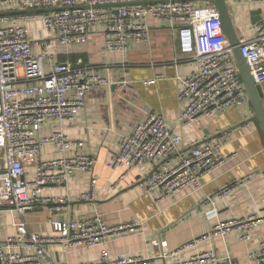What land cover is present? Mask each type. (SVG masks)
<instances>
[{"label": "built area", "instance_id": "built-area-1", "mask_svg": "<svg viewBox=\"0 0 264 264\" xmlns=\"http://www.w3.org/2000/svg\"><path fill=\"white\" fill-rule=\"evenodd\" d=\"M119 3L135 4L113 6ZM17 9H47L33 14L42 19L44 29L55 33L59 45L66 48L85 44L89 28L104 25V43L109 51H127L129 42L147 41L148 18L153 16L175 28L178 52L199 63L197 72L180 79L179 95L187 100L181 116L183 122L191 123L250 102L231 43L222 29L219 10L211 0H0V12ZM13 16L0 15V212L1 208H11L24 213L50 201L42 197L46 186L62 185L75 171L93 169L95 159L84 153L42 160L40 151L46 143H53L62 152L82 149L84 143L70 139L61 130L44 138H39L37 132L51 121H73L84 110L86 95L110 81L90 73L83 58L59 61L47 69L46 60L53 56L49 41L42 39L41 51L34 52L30 30L9 23ZM195 28H199V34ZM263 29L264 21L256 26L255 36L239 39L241 53L260 85L264 83ZM197 35H201L202 42L198 43ZM224 138L222 134L215 142L204 140L185 151L181 147L182 136L172 132L162 115L150 113L121 139L109 166L122 168L126 174L151 164V171L138 185L148 193L158 192L156 200L162 202L186 187L199 186L205 174L224 163L219 155ZM26 158L36 163L35 175L30 180L25 178ZM96 182L93 178L91 190L83 194V199L95 198ZM52 201V208L60 211L68 197ZM217 214L216 207L208 212L210 218ZM260 220L259 215H251L218 221L213 233L222 235L230 228L256 226ZM52 223L58 233L54 237L28 232L22 227L17 236L0 243V264H48L45 261L48 243L62 242L67 249L88 248L142 231V224L136 221L110 226L104 215L96 212ZM242 238L249 240L251 235L246 232ZM153 243L158 245L156 240ZM162 245L166 247V242ZM174 255L167 250L162 254ZM250 257L253 264H264V240ZM149 263V259L140 256L111 255L103 250L99 260L84 264ZM168 264L238 263L230 255L220 256L208 250Z\"/></svg>", "mask_w": 264, "mask_h": 264}, {"label": "crops", "instance_id": "crops-1", "mask_svg": "<svg viewBox=\"0 0 264 264\" xmlns=\"http://www.w3.org/2000/svg\"><path fill=\"white\" fill-rule=\"evenodd\" d=\"M228 8L239 39L257 34L256 26L264 21V0H229ZM9 23L28 27L36 53L42 49L39 45L42 39L49 41L53 56L46 60L47 69L59 61L83 58L90 73L107 77L110 84L90 91L84 110L73 121H51L37 132L39 138H44L61 130L70 139L84 143L82 149L65 152L53 143H46L40 151L42 160L84 153L95 159L93 169L77 170L66 183L46 186L42 197L50 201L33 210L20 213L1 208L0 243L17 236L22 227L28 232L54 237L58 233L52 221L96 212L104 215L110 226L136 221L142 224V231L88 248L67 249L62 242L48 243L45 257L48 264L91 263L100 259L103 250L111 255L140 256L149 259V264L187 260L208 250L220 256L230 255L238 264L254 263L250 254L264 240V134L251 102L191 123L183 122L181 116L187 100L179 95L180 79L197 72L199 63L178 52L175 28L153 16L148 18V40L129 42L127 51L106 49L104 25H92L85 44L66 48L59 45L55 33L44 29L42 19L32 13L14 15ZM195 29L199 34V28ZM197 41L202 42L201 35ZM261 86L264 91V83ZM150 113L162 115L172 132L182 136L181 147L185 151L204 140L215 142L225 134L219 152L224 163L205 174L199 186L186 187L162 202L156 200L158 192L148 193L138 185L151 171V164L126 174L122 168L109 166L121 139ZM25 163V178L30 180L35 175L36 163L32 158H26ZM93 178L97 179L95 198L83 199V194L91 190ZM225 190L228 191L220 196ZM59 197H68L60 211L52 208V200ZM214 207L217 217L210 218L208 212ZM251 215L261 217L256 226L230 228L222 235L213 233L218 221ZM246 232L251 235L249 240L242 238ZM155 240L158 245L153 243ZM165 250L175 255L163 257Z\"/></svg>", "mask_w": 264, "mask_h": 264}, {"label": "water", "instance_id": "water-1", "mask_svg": "<svg viewBox=\"0 0 264 264\" xmlns=\"http://www.w3.org/2000/svg\"><path fill=\"white\" fill-rule=\"evenodd\" d=\"M196 1V0H194ZM206 1V0H204ZM213 1L220 14V22L224 33L227 35L232 49L234 53V57L236 63L239 68L240 75L244 81L246 86L250 102L253 106L255 118L257 119L260 128L264 134V91L260 84H257L254 80V76L252 70L248 64V61L241 53V45L239 41V37L237 35L234 22L232 20L229 8H228V1L229 0H211ZM146 3V2H145ZM145 3H137V4H145ZM151 3V2H150ZM135 3H119L114 4L113 6H130ZM47 9H21V10H13V11H6L0 12V15H18V14H33V13H41L46 12ZM258 20L254 19V23Z\"/></svg>", "mask_w": 264, "mask_h": 264}]
</instances>
